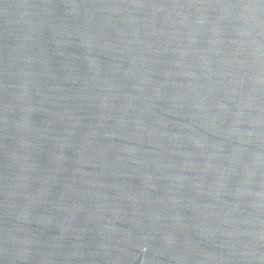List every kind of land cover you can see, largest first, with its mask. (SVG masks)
Listing matches in <instances>:
<instances>
[{"label":"water","instance_id":"1","mask_svg":"<svg viewBox=\"0 0 264 264\" xmlns=\"http://www.w3.org/2000/svg\"><path fill=\"white\" fill-rule=\"evenodd\" d=\"M0 264H264V0H0Z\"/></svg>","mask_w":264,"mask_h":264}]
</instances>
